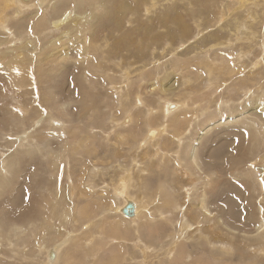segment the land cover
<instances>
[{"label":"rangeland","instance_id":"374dc122","mask_svg":"<svg viewBox=\"0 0 264 264\" xmlns=\"http://www.w3.org/2000/svg\"><path fill=\"white\" fill-rule=\"evenodd\" d=\"M33 1L18 18L9 10L7 31L0 30V163L12 160L15 170V179L0 189V264H50L41 250L58 245L63 254L57 264H147L150 256L154 264H264V230H256L264 221L257 210L264 208V183L257 181L264 178V106L258 110L254 104L260 97L264 103L262 8L255 9L251 0H240L243 11H234L235 0ZM59 6L72 12L71 18L95 13L86 32L72 40L80 42L78 48L50 45L69 29L70 20L61 30L51 23L60 18ZM245 15L249 31L242 29L241 39L235 28ZM216 43L222 47L211 51ZM223 51L244 66L238 78L209 74L205 55L212 60ZM159 94L165 105L171 102L166 109ZM138 98L150 106L148 121ZM163 109L172 122L163 121ZM231 116H246L257 129L242 120L203 133L207 123ZM48 119L54 124H46ZM30 127L35 133L29 144H37L38 152L27 154L24 145L16 146V137ZM200 134V170L194 168L192 181L184 165L192 167L189 151ZM121 181L129 182V192L143 206L133 223L111 213ZM203 188L212 220L196 204ZM168 207L172 215L165 213ZM219 215L235 232L218 224ZM182 220L191 227L180 230ZM13 225L27 233L14 237ZM206 234L214 245L204 243Z\"/></svg>","mask_w":264,"mask_h":264},{"label":"bare ground","instance_id":"6f19581e","mask_svg":"<svg viewBox=\"0 0 264 264\" xmlns=\"http://www.w3.org/2000/svg\"><path fill=\"white\" fill-rule=\"evenodd\" d=\"M48 2H50L51 0H47ZM54 1V0H53ZM66 1V0H65ZM64 1V2H65ZM98 1H100V0H98ZM102 1V0H101ZM178 1V0H177ZM247 2L249 1V0H246ZM252 2H253V4H254V8L256 9V7L257 6H259V7H261L262 8V11H263V13H264V0H260V2H258L257 0H251ZM34 1L33 0H31L30 1V3H32L31 5H30V3L29 4H27V0H0V30L1 31H4V30H6L7 31V23H8V21H9V13L7 14V12L9 11V10H12V9H15L14 11H13V14H14V17H17V16H19L22 12H24L25 10H27V9H30V8H32V7H34L35 6V4L33 3ZM36 2V1H35ZM47 2V3H48ZM57 2V1H56ZM79 2H80V0H79ZM107 2V1H106ZM240 0H235V4H239V5H237L236 6V9L234 10V11H243V9H242V7H244L243 5L244 4H240ZM250 2V1H249ZM77 3V2H76ZM75 3V4H76ZM98 2H96V5H98L97 4ZM177 3V2H176ZM39 4H41V3H39ZM51 4V3H50ZM49 4V5H50ZM59 4V3H58ZM63 4V3H62ZM62 4L60 5L61 6V8H62ZM81 4V3H80ZM84 4H85V2H84ZM95 4V3H94ZM146 4V3H145ZM38 5V4H37ZM56 4H54V2H53V4H52V10L54 11L55 10V8H56V6H55ZM64 5V4H63ZM86 5V4H85ZM88 5V4H87ZM92 5V4H91ZM120 5V4H119ZM60 6H59V8H60ZM77 6H78V4H77ZM107 6V5H106ZM121 6V5H120ZM120 6H118L119 8H120ZM40 7V6H39ZM72 7H74V6H72ZM79 7V6H78ZM88 7V6H87ZM86 6H85V8H87ZM126 7V6H125ZM145 7V6H144ZM148 7H150V6H148ZM38 8V7H37ZM48 8V7H47ZM58 8V7H57ZM59 8H58V10H59ZM60 8V9H61ZM90 8V7H89ZM102 8V10L104 11V7H101ZM110 8V7H109ZM126 8H130V7H126ZM250 8V7H249ZM77 8L75 7V10H76ZM84 9V8H83ZM116 9V8H115ZM61 10H63L62 12H61V14H60V18H58V19H54V20H52V25H53V27L55 28V29H59L60 28V26H62L64 23H66V22H68L69 20H70V22L68 23V24H66V25H68V27H69V29H64V31H62L61 32V36L58 38V39H56V40H53V41H51V43H50V45H53L54 47H55V44H60L61 42H64V44L62 45V47H63V50H67V47H68V45L69 46H71V47H75V48H78V46L77 45H79V43L80 42H75V43H73V41L72 40H76V38L78 37V36H82L83 35V33L84 32H86V29H87V25H88V23L91 21L92 22V19H93V17H94V15H95V13H84L83 15H75V17L74 18H71L72 16V12H69V11H67V8L66 9H61ZM144 10V9H143ZM194 10V9H193ZM89 11V10H88ZM107 11V10H106ZM109 11V10H108ZM112 11V10H111ZM142 11V10H141ZM150 11V10H149ZM10 12V11H9ZM52 12V11H51ZM75 12V11H74ZM124 12V11H123ZM153 12V11H152ZM11 13V12H10ZM103 13H108V12H103ZM102 13V14H103ZM117 13V12H116ZM149 13V12H148ZM217 13V12H216ZM232 13V12H231ZM255 13H256V11H255ZM56 14V13H55ZM101 14V15H102ZM112 14H114V13H111V16H113ZM125 14H126V12H125ZM153 14V13H152ZM151 14V15H152ZM106 15V14H105ZM107 15H109V14H107ZM231 15V14H230ZM118 16V15H117ZM145 16V15H144ZM21 17V16H20ZM223 17V16H222ZM12 18V17H11ZM18 18V17H17ZM53 18V17H52ZM105 18V17H104ZM107 18V17H106ZM150 18H151V16H150ZM110 19V18H109ZM113 19V18H112ZM223 19L225 20L226 18H224L223 17ZM249 18H248V15H245V17H243L242 19H240L239 20V23L237 24V27L235 28V31L238 33V36H240V38L241 37H243V33L241 32V30L243 29V30H245L244 31V34H247V31H249V30H247L246 29V24L248 23V20ZM255 21H258L259 20V18L256 16V18H253ZM115 20V19H114ZM153 20V19H152ZM48 21V20H47ZM97 21V20H96ZM99 21H101V20H99ZM190 21V20H189ZM210 21H212V20H210ZM98 22V21H97ZM115 22V21H114ZM113 22V23H114ZM90 24H92V23H90ZM94 24V23H93ZM100 24V23H99ZM147 24V23H146ZM41 25V24H40ZM44 25V24H43ZM65 25V26H66ZM102 25V24H101ZM114 25V24H113ZM47 26V25H46ZM98 26V25H97ZM155 26V25H154ZM153 26V27H154ZM41 27H43V26H41ZM48 27V26H47ZM51 27V26H50ZM229 27V26H228ZM155 28V27H154ZM153 28V29H154ZM47 29V28H46ZM52 29V28H51ZM92 29V28H91ZM232 29V28H231ZM53 30V29H52ZM57 30H55V31H57ZM59 30H61V29H59ZM93 30H95V29H93ZM99 30V29H98ZM103 30V29H102ZM110 31L112 30L111 28L109 29ZM216 30V29H215ZM218 30H220V29H218ZM54 31V32H55ZM97 31V30H96ZM100 31V30H99ZM109 31V32H110ZM113 31H114V29H113ZM221 31V30H220ZM229 31V30H228ZM227 31V32H228ZM231 31V30H230ZM141 32V31H140ZM146 32V31H145ZM144 32V33H145ZM217 32V31H216ZM94 33V32H93ZM113 33V32H112ZM142 33V32H141ZM264 33V32H263ZM97 34V33H96ZM99 34V33H98ZM216 34V33H215ZM250 34V33H249ZM87 35V34H86ZM86 35L83 37V40H85L87 37H86ZM93 35V34H92ZM95 35V34H94ZM79 37V38H80ZM93 37V36H92ZM98 37V36H97ZM106 37H108V35L106 36ZM110 37V36H109ZM112 37V36H111ZM110 37V38H111ZM221 37V36H220ZM95 38V37H94ZM223 38V37H222ZM226 38V37H225ZM141 39V38H140ZM207 39V38H206ZM209 39V38H208ZM241 39H245V38H241ZM241 39H239V40H241ZM69 40V41H68ZM15 41H16V39H15ZM65 41H68L67 42V44H65ZM145 41V40H144ZM210 41V40H209ZM116 42V41H115ZM146 42V41H145ZM201 42V41H200ZM212 42H214V41H212ZM216 42V41H215ZM214 42V43H215ZM62 44V43H61ZM89 44V43H88ZM49 45H47V47H48ZM145 46V45H144ZM200 46V45H199ZM208 46H210V44L208 45ZM46 47V48H47ZM111 47V46H110ZM222 46H221V44L220 43H216V45H214V46H212L211 48H210V50L211 51H214V50H217V49H220ZM263 47H264V45H263ZM57 48V47H56ZM56 48L54 49V51L56 50ZM69 48V47H68ZM22 49V48H21ZM24 49V48H23ZM51 49V48H50ZM62 50V51H63ZM235 50V49H234ZM60 51L61 50H58L57 51V53L59 54V55H61V53H60ZM230 51V50H229ZM237 51H238V49H237ZM263 51H264V49H263ZM27 52V51H26ZM53 52V51H52ZM56 52V51H55ZM72 52V51H71ZM226 52H228V51H226ZM231 52V51H230ZM233 52V51H232ZM258 52V51H257ZM51 53V52H50ZM241 53V52H240ZM240 53H238V54H240ZM24 54V53H23ZM51 55H52V53H51ZM255 55H257V54H255ZM264 55V54H263ZM239 56V55H238ZM242 56V55H241ZM221 58V59H225V58H227V61L226 62H223L222 60L219 62V61H217L218 60V58ZM46 58V57H45ZM49 58V57H48ZM235 58V57H234ZM234 58H233V54H225L224 53V51L222 52V53H219L218 55H216L215 54V58L214 59H212V60H210V55H208V54H206L205 55V59L207 60L206 62H204V64H206L207 62H208V64H206V66H207V69L209 70L208 72H209V74H212L213 72H215V71H218V72H222L223 74H228V76L229 75H233V74H236L235 76L237 77V76H239L240 74H242L243 72H242V69H243V65H237L235 62H234ZM258 58V57H257ZM260 58H258V60H259ZM264 59V58H263ZM263 59H262V61H263ZM213 60H215V61H213ZM29 63V62H28ZM211 63H213V64H211ZM22 64V63H21ZM205 66V67H206ZM197 67V66H196ZM257 67V66H256ZM202 67H200V69H201ZM244 71V70H243ZM259 71V70H258ZM245 72V71H244ZM255 72H256V70H255ZM32 73H34V72H32ZM216 74V73H215ZM250 74H253V72L252 73H250ZM30 75H32V74H30ZM34 75H35V73H34ZM214 75V74H213ZM218 75V74H217ZM191 76V75H190ZM225 76V75H224ZM258 76H260L259 74H258ZM31 77V76H30ZM36 77V76H35ZM127 77V76H126ZM254 77V76H253ZM262 76H260V78H261ZM29 78V77H28ZM33 78V77H32ZM202 78V77H201ZM238 78V77H237ZM259 78V79H260ZM263 78V77H262ZM34 79V78H33ZM37 79V78H36ZM212 78L210 77V80H211ZM233 79V78H232ZM246 79V78H245ZM257 79V78H256ZM264 79V78H263ZM127 80V79H126ZM261 80V79H260ZM259 80V81H260ZM37 81V80H36ZM223 81V80H222ZM248 81V80H247ZM258 81V82H259ZM200 82H202V81H200ZM199 82V85L201 84ZM215 82V81H214ZM221 82V81H220ZM264 81L262 80V82L260 81V83H263ZM33 83V82H32ZM208 83V82H207ZM241 83V82H240ZM155 83H153L152 85H151V87H153V86H155L154 85ZM216 84H218V83H216ZM256 84V87H257V83H255ZM264 84V83H263ZM205 85H206V82H205ZM241 85H243V84H241ZM252 85V83L250 84V86ZM259 85H262V84H259ZM201 86V85H200ZM202 86H203V84H202ZM223 86H225V85H223ZM253 86V85H252ZM251 86V87H252ZM245 87V86H244ZM255 87V88H256ZM37 88V87H36ZM48 88V87H47ZM218 88H219V86H218ZM224 88V87H223ZM245 88H247V86L245 87ZM248 88L250 89V87L248 86ZM253 88V87H252ZM251 88V89H252ZM152 89H154V88H152ZM152 89H150L149 91H151ZM249 89L247 90V91H249ZM257 91V90H256ZM253 92V91H252ZM252 92H250V93H252ZM38 93V92H37ZM166 92H165V90H162L161 89V94L163 95V94H165ZM245 94H246V92H244ZM39 94V93H38ZM161 94H159V96H158V98H159V104H160V102H162V108H165L166 109V106H168V105H170L171 104V102H170V104H168V105H165V99H163L162 100V95ZM40 95V94H39ZM16 96V95H15ZM166 96V95H165ZM202 98V97H201ZM261 98V97H260ZM260 98H257L256 99V102H254V104L256 105V109H260V110H262V108L261 107H263L264 106V103H262V101L260 100ZM115 100V99H114ZM138 100H140V105H142L143 107H144V109H145V117H146V119H147V121H148V119L150 118V115H151V112H150V106L149 105H147L145 102H143L141 99H139L138 98ZM208 101V100H207ZM26 102V101H25ZM168 102V101H167ZM228 102V101H227ZM226 102V105H228V103ZM164 103V104H163ZM193 103V102H192ZM223 103H224V101H223ZM222 103V104H223ZM53 104V103H52ZM221 104V105H222ZM50 105V104H49ZM165 105V106H164ZM186 105V104H185ZM225 105V104H224ZM136 106V105H135ZM134 106V107H135ZM180 106H181V104H180ZM179 106V107H180ZM184 106V105H183ZM197 106V105H196ZM219 106V105H218ZM178 107V106H177ZM182 107V106H181ZM94 108V107H93ZM153 109V108H152ZM177 109V108H176ZM156 110V109H155ZM158 110V109H157ZM201 110H202V108H201ZM255 110V109H254ZM166 111V110H165ZM164 111V109H163V121L165 120V122H167L168 120V122H172L170 119H169V117H168V115H166V114H169L167 111L165 112ZM159 114L158 115H160V113L162 114V109H160L159 111ZM157 112V113H158ZM259 112V111H258ZM48 113H49V116L51 117V115H50V111H48L47 112V115H48ZM131 112H129V120H130V122H131V120L132 119H135L134 118V116L132 115V114H130ZM176 113H179V112H176L175 111V113L174 114H176ZM152 114H154V113H152ZM156 114V113H155ZM170 115V114H169ZM154 116H156V115H154ZM48 117V116H47ZM158 117V116H157ZM31 118V117H30ZM59 118V117H58ZM192 119V118H191ZM27 120V119H26ZM243 120V122H244V124H245V121H248V125L249 126H251V127H254L255 129H257V126L255 125V123L253 122V121H250V120H247V117L246 116H244V117H241V118H239V117H236V116H231L230 118H228V119H225V118H221V119H218V120H216V121H212L211 123H207V125L205 126V128H204V130H203V133L204 134H206V132H208L209 130L211 131V129L214 127V126H216V127H218L219 125L221 126V125H224V124H228V123H231V125H233L232 123H234V122H240V121H242ZM245 120V121H244ZM17 122V121H16ZM55 122V121H54ZM54 122L53 121H50V119H48V121L46 122V124L48 123V125H51V124H54ZM152 122V121H151ZM150 122V123H151ZM40 124V121H38V122H36L35 121V125H39ZM42 124V123H41ZM19 125V124H18ZM61 125V124H60ZM228 125H230V124H228ZM236 125H238V123L236 124ZM161 126V128H162V130H164V131H166V129L163 127V125L161 124L160 125ZM219 126V127H220ZM242 126V125H241ZM20 127V126H19ZM51 127V126H50ZM59 127V126H58ZM117 128V127H116ZM160 128V127H159ZM242 128H244V127H242ZM241 128V129H242ZM29 129H31V127L30 128H28V129H26V132L25 133H23L22 135L23 136H21V137H16V140H17V147H19V148H21L22 147V145H24L25 146V148H26V150H25V153H27V154H29V151L30 150H32V152H38L37 150H38V148H37V144L36 145H32V144H29L30 143V136L31 135H33L34 133H35V127H32V130H29ZM52 129V128H51ZM248 130H250V129H248ZM21 131H23V130H21ZM146 131V130H145ZM148 131V130H147ZM178 131V130H177ZM250 131H254V130H250ZM156 132V131H155ZM154 132V133H155ZM161 132V130H158V133H160ZM256 134H257V131H254ZM253 132V133H254ZM264 132V131H263ZM51 133V132H50ZM112 133V132H111ZM150 133V132H149ZM177 133H179V132H177ZM203 133H202V135H203ZM249 134L251 135V133L249 132ZM255 134V135H256ZM11 135V134H10ZM177 135V134H176ZM181 135H182V133H181ZM250 135H248V136H250ZM146 136V135H145ZM179 136V135H178ZM110 137V136H109ZM118 137V136H117ZM122 137H124V136H122ZM151 137V136H150ZM180 137V136H179ZM201 137H204V136H201V134L199 135V137H198V139H197V141L193 144V145H191V147H190V151H189V161L191 162V165H192V167L190 168L189 166H187V165H184V169H185V171H186V173L188 174L187 176H188V178L190 179V180H192V181H195L197 178H196V174H195V171H194V168H195V170L197 169V170H200V162H199V158H198V149H197V144H198V142H199V140L201 139ZM120 138H121V136H120ZM119 137H118V139H120ZM145 138H147V136L145 137ZM154 138H155V136H154ZM10 139H12V136L10 137ZM88 139V138H87ZM148 139V138H147ZM153 139V138H152ZM178 139V138H177ZM181 139V138H180ZM204 139V138H203ZM121 140H123V138L121 139ZM125 140V139H124ZM123 140V141H124ZM140 140V139H139ZM144 140V139H143ZM160 140V139H159ZM33 141V140H32ZM151 141V140H150ZM34 143V142H33ZM126 143V142H125ZM150 144H155L154 143V141L152 140L151 142H149ZM157 143V142H156ZM179 143H180V141H179ZM183 144V143H182ZM124 145V144H123ZM143 145V144H142ZM151 145V146H152ZM39 146V145H38ZM145 146H148V145H145ZM144 146V147H145ZM155 146H157V145H155ZM253 147V146H252ZM6 149V148H5ZM188 149V148H187ZM21 150V149H20ZM253 151V150H252ZM205 154V153H204ZM43 155V154H42ZM47 155V154H46ZM159 156V155H158ZM202 156V155H201ZM209 158V157H208ZM2 159H4V158H2ZM1 159V160H2ZM59 160H60V158H59ZM63 160H65V158L63 159ZM62 160V161H63ZM177 160V159H176ZM69 161V160H68ZM66 162H67V160H66ZM122 162V161H121ZM12 160H2L1 161V163H0V189H2L3 188V186H6V185H8V184H10L14 179H15V170L14 169H11L12 168ZM177 164V163H176ZM180 164H183V162H180ZM14 166V165H13ZM68 166V165H67ZM120 168L122 169V170H124V168H123V165H120ZM207 168V167H206ZM16 169H18V167L16 168ZM66 171H67V169H66ZM130 172V171H129ZM68 173V172H67ZM204 173V172H203ZM207 173V172H206ZM69 174V173H68ZM210 174V173H209ZM251 176V175H250ZM194 177V178H193ZM68 179H69V177H68ZM250 179H253L252 178V176H251V178ZM204 180H206L207 182H208V179L206 178V179H204ZM203 180V181H204ZM70 181V180H69ZM129 181V180H128ZM205 181V182H206ZM257 181H258V183H260L261 182V179L258 177V179H257ZM124 182V183H123ZM121 181V182H119L120 184H119V187L118 188H116V190L118 189V191L119 192H115V194L113 195V198H114V200H115V206H114V210H113V212L111 211V213L113 214H116V211H117V213L119 214V215H121L123 218H125V219H127L128 221H131L130 223H133V222H135V220H137L138 218H140V216L143 214L142 213V209H143V206L141 205V203H139V202H137L136 201V199H134L133 197V194L132 193H130L129 192V190L128 189H130L129 188V182H126V186L124 185L125 184V181ZM189 182V181H188ZM191 182V181H190ZM210 182V181H209ZM192 183H194V182H192ZM208 184V183H207ZM123 185V186H122ZM195 185V184H194ZM259 185V184H258ZM120 186H122V187H120ZM205 187V186H204ZM4 189V188H3ZM208 189V188H207ZM206 189V190H207ZM73 190V189H72ZM150 190V189H149ZM195 190H196V188H195ZM195 190H194V188L192 187L190 190H187L186 191V195H188L187 197L189 198V195L190 194H192L193 192H195ZM206 190H205V188H203L202 189V192L200 193V194H197V195H199L198 197H197V202H196V204H197V206L199 207V209H200V212H202V214L204 215V217L206 218V219H209V220H212V217H213V214H212V212L210 211V209L208 208V202H207V194H206ZM210 190V189H209ZM74 191V190H73ZM212 192H214V191H212ZM119 193V194H118ZM198 193V192H197ZM208 193H210L209 191H208ZM73 194V193H72ZM73 200V199H72ZM180 200V199H179ZM161 201H163L162 202V204H165V205H169L168 203L169 202H167L166 200H164V199H161L159 202L161 203ZM186 201H187V198H186ZM217 201V200H216ZM193 203V202H192ZM191 203V204H192ZM262 203V202H261ZM143 204V203H142ZM145 204V203H144ZM176 204V203H175ZM194 204V203H193ZM120 205V206H119ZM195 205V204H194ZM179 206V205H178ZM176 207L177 209L178 208H180V207ZM213 206V205H212ZM128 207H130V210H131V213L129 214V215H126L125 213H124V211H125V209L126 208H128ZM138 207V208H137ZM216 207V206H215ZM19 208V207H18ZM214 208V207H213ZM223 208V207H222ZM146 209V208H145ZM191 209H194L195 210V207L194 206H192L191 205ZM164 210L166 211H168L169 213H171L169 210H171V208L170 207H168V209H165L164 208ZM257 210H258V213L259 214H263V212H264V208L261 206V205H258V207H257ZM167 211L165 212V213H167ZM175 211H177V210H175ZM180 211V210H179ZM110 212V211H109ZM198 213V215H200L201 216V214H199V212H197ZM164 214V213H163ZM118 215V216H119ZM150 215V214H149ZM171 215H172V213H171ZM197 215V216H198ZM97 216V215H96ZM114 216V215H113ZM120 216V217H121ZM202 217V216H201ZM204 218V219H205ZM256 218V217H255ZM162 219V218H161ZM173 219V218H172ZM181 219V218H180ZM187 219V218H186ZM198 219V218H197ZM200 219V218H199ZM205 219V220H206ZM56 220V219H55ZM133 221V222H132ZM167 221V220H166ZM186 220H182V222H179L178 223V227H179V229L180 230H183V229H185V227L188 225L189 227H191V225L190 224H188V222L186 221V223H184ZM200 221H202V220H200ZM199 221V222H200ZM234 221V220H233ZM164 222H165V220H164ZM207 222H208V220H207ZM206 222V223H207ZM217 222H218V224H220V225H222L223 227H225L227 230H229V231H233V232H235L234 230H232L231 228H228L227 226H225L224 225V222H223V220L221 219V216L219 215L218 217H217ZM173 223V222H172ZM202 223H203V221H202ZM210 223H211V221H210ZM210 223H209V225H210ZM88 224H91V223H88ZM88 224H86V225H88ZM234 224V223H233ZM205 225V224H204ZM29 227L31 226H33V224H29L28 225ZM36 226H38V225H36ZM85 226V225H84ZM196 226V225H195ZM215 227H217V226H215ZM11 228V233L13 234V236L14 237H18L19 235H18V232H20L21 233V235H22V233H27V232H24L25 231V229L23 228V227H16V226H12V227H10ZM23 228V229H22ZM28 228V227H27ZM84 228V227H83ZM95 228V227H94ZM30 229V228H29ZM32 229V228H31ZM87 229V228H86ZM90 229V228H89ZM88 229V230H89ZM166 228H164V230H165ZM175 229V228H174ZM195 229H196V231L198 230V226H196L195 227ZM207 229V228H206ZM234 229V228H233ZM236 229V228H235ZM153 230V229H152ZM167 230V229H166ZM186 230V229H185ZM222 230V229H221ZM237 230V229H236ZM256 230L258 231V232H261V231H263L264 230V221H261V222H259L257 225H256ZM36 231V230H35ZM82 231V230H81ZM156 231V230H155ZM220 231V230H219ZM83 232V231H82ZM136 232V231H135ZM139 232V231H138ZM17 233V234H16ZM100 233V232H99ZM97 234H98V232H97ZM101 234V233H100ZM139 234V233H138ZM154 234V233H153ZM228 234H230V233H228ZM231 234H233V233H231ZM230 234V235H231ZM21 235H20V237H21ZM35 235V234H34ZM140 235V234H139ZM221 235H222V233H221ZM229 235V236H230ZM36 236V235H35ZM195 236V235H194ZM201 236L202 235H200L199 236V238H201ZM72 236H70V238H71ZM98 238H101L100 237V235H98L97 236ZM97 237H95V239L97 238ZM141 237H143V236H141ZM148 237V236H147ZM150 237H152V236H150ZM153 237H155V235L153 236ZM219 237H222V236H219ZM244 237V236H243ZM16 238H15V240H16ZM93 239V238H92ZM151 239V238H150ZM184 239V238H183ZM67 240V239H66ZM65 240V241H66ZM12 241V240H11ZM64 241V242H65ZM145 241V240H144ZM150 241V240H149ZM151 241H153V240H151ZM154 243H156V240L154 239ZM92 242H93V240H92ZM147 242V241H146ZM173 242V241H172ZM212 241L210 240V236H208V234H206L205 236H204V243L205 244H208V245H214L213 243H211ZM37 243V242H36ZM61 243H63V242H61ZM171 243V242H170ZM216 243H219V242H217L216 241ZM224 243V242H223ZM8 244H10V243H8ZM21 244V243H20ZM65 245V244H64ZM138 245V244H137ZM140 245V244H139ZM150 245H152L153 246V243H150ZM181 245V244H180ZM2 246V245H1ZM19 247L20 246H22V245H18ZM24 246V245H23ZM54 246V245H53ZM141 246H142V244H141ZM166 246V245H165ZM225 246V245H224ZM8 247H10V246H8ZM51 247V246H50ZM139 247V246H138ZM180 247V246H179ZM178 247V248H179ZM75 248V247H74ZM135 248V247H134ZM140 248V247H139ZM160 248V247H159ZM222 250H224V248L223 247H220ZM51 249V248H50ZM61 249H62V247H60V245H58L57 247H55V249L54 250H51L50 252H49V250H47V249H45L44 248V250L42 251L41 250V252L42 253H44V255H45V253H48V260L50 261V264H57L59 261H60V257H61V253H62V251H61ZM160 250V249H159ZM225 250H228V248L227 249H225ZM13 251H14V249H13ZM261 251H262V249H261ZM22 252V251H21ZM177 252V251H176ZM263 252V251H262ZM5 253V252H4ZM150 253V252H149ZM232 253V252H231ZM50 254H53V257H52V259H50ZM63 254V253H62ZM144 254V253H143ZM146 254V253H145ZM144 254V255H145ZM151 254V253H150ZM154 254V253H153ZM167 254L168 255H173V252H172V250L171 249H169L168 251H167ZM176 254V253H175ZM47 255V254H46ZM178 255V254H177ZM46 257V256H45ZM165 257V255H162L161 256V258H164ZM173 258H175V257H173ZM177 258V257H176ZM47 259V258H46ZM154 258H152L151 256L150 257H148V260L146 261L147 262V264H154V262L152 263V260H153ZM178 259V258H177ZM179 259H181V258H179ZM215 260V259H214ZM183 261V260H182ZM181 261V262H182ZM213 262H215V261H213ZM34 263V262H33ZM171 263V262H170ZM183 263V262H182ZM185 264V263H184ZM219 264V263H218Z\"/></svg>","mask_w":264,"mask_h":264},{"label":"water","instance_id":"95a60500","mask_svg":"<svg viewBox=\"0 0 264 264\" xmlns=\"http://www.w3.org/2000/svg\"><path fill=\"white\" fill-rule=\"evenodd\" d=\"M124 213H125L126 215H129V214L131 213L130 207L126 208L125 211H124ZM49 256H50V259H52L53 254H50Z\"/></svg>","mask_w":264,"mask_h":264},{"label":"snow or ice","instance_id":"6c2138e0","mask_svg":"<svg viewBox=\"0 0 264 264\" xmlns=\"http://www.w3.org/2000/svg\"><path fill=\"white\" fill-rule=\"evenodd\" d=\"M261 183H264V178L261 179Z\"/></svg>","mask_w":264,"mask_h":264}]
</instances>
